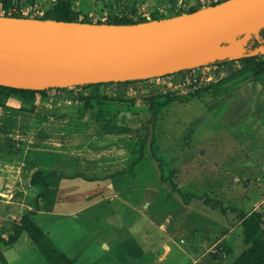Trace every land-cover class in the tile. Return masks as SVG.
I'll return each instance as SVG.
<instances>
[{
	"label": "rangeland",
	"instance_id": "obj_1",
	"mask_svg": "<svg viewBox=\"0 0 264 264\" xmlns=\"http://www.w3.org/2000/svg\"><path fill=\"white\" fill-rule=\"evenodd\" d=\"M55 1L0 5L46 14ZM107 3L110 10L88 14L92 22H141L199 6ZM245 34L231 42L247 36L250 47L260 37ZM241 57L162 81L0 92V234L34 210L32 219L76 264H188L177 245L155 261L163 243L186 247L183 240L209 264H232L250 248L244 215L261 212L264 228V55L254 65ZM37 170L49 173L47 188L31 183ZM0 264L50 263L23 233L1 246Z\"/></svg>",
	"mask_w": 264,
	"mask_h": 264
},
{
	"label": "water",
	"instance_id": "obj_2",
	"mask_svg": "<svg viewBox=\"0 0 264 264\" xmlns=\"http://www.w3.org/2000/svg\"><path fill=\"white\" fill-rule=\"evenodd\" d=\"M257 26L264 0H223L136 23L0 14V84L45 89L162 76L237 57L231 39Z\"/></svg>",
	"mask_w": 264,
	"mask_h": 264
},
{
	"label": "trees",
	"instance_id": "obj_3",
	"mask_svg": "<svg viewBox=\"0 0 264 264\" xmlns=\"http://www.w3.org/2000/svg\"><path fill=\"white\" fill-rule=\"evenodd\" d=\"M77 0H56L53 4V7L46 13L41 16L32 15V17H38L42 19H57V20H81L92 22L88 14L84 15L83 19H80L81 11L76 9ZM223 0H219L216 3H219ZM213 3L212 5L216 4ZM201 8V6H191L187 12H191ZM7 15V14H6ZM13 16H24L19 12H14ZM151 19H160L166 17L163 15L162 11H157L153 14H149ZM144 15L143 21L148 20L149 18ZM102 23L103 21H97ZM107 23H136V21H123L121 19L108 20ZM260 37H253L251 40V46L248 45L247 53L244 54L240 60L248 63L249 65H254L257 61V58L264 55V51L259 50L256 55H250L249 53L253 50H256L264 46V26L259 29ZM225 59V58H224ZM220 59H217L213 62H217ZM212 62V63H213ZM211 63V62H209ZM149 79V78H147ZM146 79H137V80H127V81H112V82H101V83H86L82 85H74L78 89H83L86 87L104 84V83H134ZM62 88V87H55ZM42 91V89H25V88H16L0 84L1 93H17V92H31L37 93ZM49 173H44L42 170H37L33 173L31 177L32 184H41L48 187L47 178ZM34 210L31 212L25 213L18 221L13 225L12 232L8 237H4L0 234V254L1 246L9 245L15 243L19 240L23 233L31 238V240L36 244L44 257L49 261L50 264H76L43 230L42 228L32 219ZM263 219L261 212L255 210L249 214L244 215V239L245 242L250 244L245 252L235 260L232 264H264V228L262 226Z\"/></svg>",
	"mask_w": 264,
	"mask_h": 264
},
{
	"label": "crops",
	"instance_id": "obj_4",
	"mask_svg": "<svg viewBox=\"0 0 264 264\" xmlns=\"http://www.w3.org/2000/svg\"><path fill=\"white\" fill-rule=\"evenodd\" d=\"M107 1L109 0H77L76 7L78 10L81 11L83 15H86V14H91L94 11L100 10L101 8H105V10H108L110 8V5L107 3L109 6L108 5L106 6L105 2ZM181 242H184L188 246V248L187 246L185 247V246L180 245L178 241L173 242L171 245H169L168 242L163 243L159 248H157V251L154 253L156 254L155 256L156 263L158 262L164 263V260H160L161 253L164 252L163 247L165 248V246H170L171 251H172L174 245H177V247L181 249L183 253L188 257V264H209L210 263L208 257L205 254L202 255L201 252L194 250L193 247H191L184 240Z\"/></svg>",
	"mask_w": 264,
	"mask_h": 264
},
{
	"label": "built area",
	"instance_id": "obj_5",
	"mask_svg": "<svg viewBox=\"0 0 264 264\" xmlns=\"http://www.w3.org/2000/svg\"><path fill=\"white\" fill-rule=\"evenodd\" d=\"M217 1H219V0H198V3H199V5L201 7H204V6L212 5L213 3H216ZM14 12H19V13L23 14L24 16H30V17H32V15L41 16V15L44 14L43 10H39L36 7L32 8V9H30V8H21L20 10H17L15 7L14 8L10 7V8L7 9L3 5H0V14H2V15H6V14L7 15H12ZM146 16L149 19H151L149 14H146ZM208 64H210V63L203 64L200 67H203L204 70H205L207 68ZM163 77H164V75L151 77L149 79H152V80H155V81H162ZM131 84H133V83H129V85H131Z\"/></svg>",
	"mask_w": 264,
	"mask_h": 264
},
{
	"label": "bare ground",
	"instance_id": "obj_6",
	"mask_svg": "<svg viewBox=\"0 0 264 264\" xmlns=\"http://www.w3.org/2000/svg\"><path fill=\"white\" fill-rule=\"evenodd\" d=\"M260 27H256L255 30H259ZM243 42L242 40H238L236 41L235 46L230 50L229 54L233 55V56H238L240 53L243 52L244 50V46H243ZM239 57V56H238Z\"/></svg>",
	"mask_w": 264,
	"mask_h": 264
}]
</instances>
